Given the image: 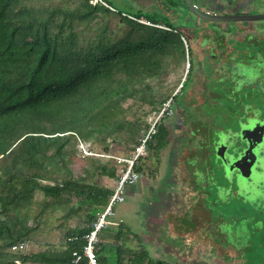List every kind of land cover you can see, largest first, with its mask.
<instances>
[{"label":"rangeland","instance_id":"1","mask_svg":"<svg viewBox=\"0 0 264 264\" xmlns=\"http://www.w3.org/2000/svg\"><path fill=\"white\" fill-rule=\"evenodd\" d=\"M82 1L19 0V3L42 11L45 8L56 6L73 8L79 6ZM259 8H264V0L253 11ZM183 21L182 28L179 27V29L189 41L191 64L188 61L187 51L184 57L175 52L165 56L164 59L168 61L160 77L151 82L158 97L165 98L163 103L157 104L155 109L144 102L143 98L146 96L143 91L147 94L149 88L145 85L141 86L135 98L131 97L121 101V107L115 111L114 118L121 123L119 125L121 127H118V124H108L102 131L85 132L84 137L73 134L65 142L62 150L63 156L57 159V164L48 168L45 178H36V181L53 185L65 177H85L87 183L106 186L112 190L119 170L127 165L121 160L131 157L138 143L135 141H139L154 123L161 122L170 131L169 142L157 149L154 146L156 141L149 138L145 153L138 158L135 165L139 178L133 190L127 191L124 201L115 203L114 214L109 217L110 222L107 227H110L113 232L120 228L125 235L123 237H126L125 240H119V245H122L124 250L123 264H128L130 251L139 252L141 250H146L154 259H161L164 264H242L243 257L230 260V252L235 250L234 247L241 246V243L245 247L250 239L252 240L250 247L252 244L256 245L253 253H256V260L259 259L257 264H264V120L261 123L255 120L252 123L254 131L252 135L243 133L249 132L244 126L238 132V123L241 122L238 120L245 118L242 115V108H248L243 104L254 103L258 106L260 96L264 101V88H262L264 75H261L263 81L255 82L258 71H260L257 66H252L249 69V77L241 82L235 81L240 73H235L236 75L233 74L231 77L230 74L224 75L227 69L230 72V55L237 56L235 61L242 59V62L248 61L250 64L257 62L258 66L264 65V59H260L261 56L255 54L259 51L264 54V43L260 41L256 44L251 40L235 39L226 31L217 33L222 35L218 46V42H215L214 48L212 44L200 45L191 38L193 35L199 38L200 33L192 28L189 19L184 18ZM262 21L264 22V19ZM74 23L77 24L76 30L79 35L85 38L91 37L97 30H104L106 36L112 40H118L125 35L128 29L127 24L113 10L99 12L93 21L84 20ZM224 56L227 58L228 65ZM206 59L213 62L214 70L211 69ZM189 68L190 74L187 77L186 73ZM237 70L234 67L232 73ZM259 82L261 85L257 88ZM232 86L235 94L234 100L238 95L248 93L239 99L242 107L234 106V110L241 112H234L233 116L225 110L226 97ZM207 89L212 91L207 92L214 98L199 99V93L204 94L203 91ZM177 92L178 97L164 111L165 116L161 121L160 112L170 101L171 96ZM184 97L198 98V104L203 103L204 100L206 104L215 105L205 104L203 110L195 114L191 113L195 115V118H191L188 116V111L185 114L177 108ZM255 111H258L254 113L255 116L264 117V109L260 111L255 109ZM177 118L188 120L185 122L186 129L175 130V126L180 127L179 123H182L181 120L177 122ZM206 121H210L209 125L212 128L209 130V141L206 137L209 132ZM127 126L132 129L128 130ZM188 127L193 129L198 127L194 136L190 135ZM227 127H230V140L223 132ZM220 129L223 130L219 133L221 142L227 143L228 146L225 151L230 158V167L226 166L224 173L214 169L209 179L206 180L207 174L199 172L196 168L198 162L202 161L204 164L206 157V147L199 148L200 141L201 139L204 142L207 141L209 143L207 148L211 150V140H213L211 138L216 136V131ZM182 132L189 137L178 138L176 134L180 135ZM244 139L250 140L248 141L249 155L246 159L243 158L234 164V160L239 158L235 154L241 150ZM211 159L213 164L217 163L213 153ZM170 166L172 171L171 176L168 177L167 171ZM215 166L213 165V168ZM111 168L115 169L114 177L103 173L104 170L106 172ZM1 171L2 169H0V174ZM199 176L201 178L197 182ZM169 179L172 181L171 185L168 183ZM168 185L173 186L174 196L165 193L160 197L162 192L169 190ZM220 186L228 189L218 190ZM200 191L204 195V202L211 205L210 211L213 218L218 215L217 207L222 209L225 206L233 212V218L226 224L230 229L229 227L225 229L226 226L223 227V223L221 226L227 234L217 226L213 227L214 230L211 228L214 225L210 224L208 210L202 205L203 199ZM226 197L228 201H225ZM20 201L16 209L12 206L15 209L13 210L8 209L9 207L3 205V201L0 200V218L15 223L16 229L23 232L20 239L25 243L22 250L15 252L9 248L7 237L1 236L0 264H49L23 262L21 259L13 260L12 255L19 256L48 250L63 251L66 232L72 228L85 226L89 219L88 207L77 200L74 192H62L59 197H55L45 195L41 189L34 187ZM149 202L152 204L149 205ZM120 220L123 222L118 224ZM224 239L226 241L223 245L221 241ZM106 241L110 243L113 240L107 238Z\"/></svg>","mask_w":264,"mask_h":264},{"label":"trees","instance_id":"2","mask_svg":"<svg viewBox=\"0 0 264 264\" xmlns=\"http://www.w3.org/2000/svg\"><path fill=\"white\" fill-rule=\"evenodd\" d=\"M102 11L110 10L88 0L73 8L56 6L42 11L20 4L19 0H0V200L15 210L34 187L55 197L74 192L77 200L88 207L89 216L85 226L66 232L63 251L12 255L13 260L72 264L71 251L81 249V235L90 230L112 190L87 183L85 177L69 176L53 185L42 184L36 178H43L48 168L57 164L65 142L73 134L84 137L85 132L102 131L108 124L121 127L114 118L115 111L121 101L135 98L141 86L149 88L147 94L143 91L144 102L155 109L162 104L165 98L158 97L151 82L160 77L167 54L175 52L184 57L187 51L191 64L189 41L168 22L163 28L118 12L128 26L122 38L112 40L104 30H97L88 38L79 35L74 22L93 21ZM150 20L158 24L157 20ZM189 74L190 68L187 77ZM178 94L171 96L170 105ZM164 116L165 112L161 121ZM155 126L151 138L160 149L169 141V129L161 122ZM103 173L114 177L115 169ZM111 230L106 227L101 232L96 249L98 260L100 264H123L124 250L119 240L126 237L120 228ZM3 235L10 248L21 241L23 232L12 221L0 218V237ZM75 235L79 240H68ZM107 238L113 241L109 243ZM130 252L128 264H164L146 250ZM76 264L87 263L83 259Z\"/></svg>","mask_w":264,"mask_h":264},{"label":"flooded vegetation","instance_id":"3","mask_svg":"<svg viewBox=\"0 0 264 264\" xmlns=\"http://www.w3.org/2000/svg\"><path fill=\"white\" fill-rule=\"evenodd\" d=\"M259 13H264V11H261V12H259ZM263 19H261V20H256V24H255V26L253 25V28H247V27H243L242 25L243 24H245V23H247V22H243V21H237L236 23V25H237V27L236 28H233V26H231L230 27V34H231V37H233V38H240L241 40H246L247 38H250V34H252V35H254V36H256V40H254V42L256 43V44H258L260 41L261 42H263L264 43V36H263V33H264V22L262 21ZM255 22V21H254ZM213 23H215L216 24V22H213ZM258 25V26H257ZM261 36H262V40H261ZM256 55H259V56H261L260 57V59H264V54H261L260 53V51L259 52H256L255 53ZM229 56V55H228ZM215 57V56H214ZM235 57H237V56H233V55H230V72H228V69H227V72L224 74L225 76H226V74L228 75V74H230V77L233 75V74H237V73H239L238 71L237 72H234V73H232L233 71H234V67H235V62H234V59H235ZM214 59V58H213ZM226 56H224V60H225V62H226ZM207 60V59H206ZM207 62H208V64H210V67H211V69L212 70H214V68H213V62L211 61H208L207 60ZM226 64H227V62H226ZM228 65V64H227ZM258 68H259V70L260 71H258L259 72V74H258V77L256 78V81L255 82H257V81H263V79H262V76L261 75H264V65L263 64H261V65H259V66H257ZM221 68V67H220ZM227 68H228V66H227ZM235 74V75H236ZM199 77V76H198ZM259 78H261V79H259ZM237 79H238V77L235 79V81H237ZM228 80V79H227ZM254 82V83H255ZM260 82H259V84H258V87L257 88H260ZM262 88H264V86L262 87ZM201 88L199 87V90H200ZM234 88H233V86L232 87H230V90H229V92H228V94H227V104H226V107H225V110H227L226 112H230L231 113V115L233 116V113L234 112H241V111H238V110H234V106L235 105H237L238 106V108L241 106L242 107V105H241V101L239 102V99H240V97H242V96H246L248 93L246 92V93H243L242 95H238V97H237V99L236 100H234V98H235V94H234V92L232 91ZM210 91V92H212L210 89H207V90H205V91H203L204 92V94L203 93H199V99H205L206 98V100H209L210 98H214L213 96H210V94H208V92ZM264 95V94H263ZM203 98H202V97ZM260 96V95H259ZM248 97H250L249 95H248ZM252 97V96H251ZM264 97V96H263ZM185 98V99H184ZM183 99H181V102H180V104L179 105H177V108L181 111V112H184L185 114H186V111H188V116L189 117H191V118H195V115L193 116L191 113H197V112H199V111H201V110H203L202 108H204L205 106V102H204V100H203V103H200V104H198L197 103V101L199 100L198 98L196 99V98H189V97H184ZM232 98V99H231ZM262 99V97L260 96V99H259V101H258V106H256L254 103H244L243 105L244 106H246V107H248L247 109L246 108H242V112H243V116H245V118L244 119H242V120H238V121H241V122H239L238 123V132H240L241 131V128H243V126L244 127H246V128H249V131L250 130H252V128H253V122H255V120H258V122H262L263 120H264V117H261V116H255L254 115V113H257L258 111H255V109H257V110H262V109H264V108H262V107H264V101H262L261 100ZM189 100V101H188ZM196 101V102H195ZM228 101H229V103H228ZM207 106H214L215 104H211V103H207L206 104ZM176 108V109H177ZM201 108V109H200ZM253 108V111H251V109ZM177 112H178V110H176ZM179 118V117H178ZM176 119V121L178 122V121H180L181 119ZM182 121V123H179V126L180 127H178V126H175V130H183V129H186L185 127L187 126L186 125V123L185 122H188V120H186V119H182L181 120ZM206 122H208V124H207V128H208V131L210 130V121H206ZM257 124V123H256ZM212 129V128H211ZM188 131H190V135L191 136H194L195 135V133H196V131H198V127L196 128L195 127V129H193V128H190V127H188ZM221 131H223L222 129H220L219 131L217 130L216 132H217V134H216V136H214L213 138H211V139H213V140H211L212 142H211V150H208V148H207V145L209 144V143H207V141H209V134H210V131L209 132H207V134H206V137H207V141L206 142H204L203 141V139H201V141H200V143H201V145L199 146V148H202V146H205L206 147V157L204 158V164H202V161H200V162H198V165L196 166V168L199 170V172H201V173H204V174H207V178H206V180H208L209 179V176H211V174L213 173L212 171L214 170V169H216L217 171H222L223 172V170L225 169V167L227 166L226 164H230V158L227 156V151H225L224 152V157H225V159H226V162H224V160L223 159H221L220 157H218V155L216 154V147L218 146V144H220L221 143V141H222V139L219 137V133L221 132ZM224 134L225 135H228V140H230V127H227V128H225L224 129ZM232 132V131H231ZM169 133H170V131H169ZM170 135V134H169ZM177 136H178V138H181V139H186L187 137H189L188 135H186V134H184L183 132H182V134H176ZM250 138V137H249ZM168 139H169V137H168ZM248 141H250L249 139H244V145L242 146V148H241V150H238L239 152V154L240 155H238V153L237 154H235V156H241L243 153H244V151L249 147V145H248ZM169 142V141H168ZM226 145V147L228 148V146H227V143L225 144ZM227 148H226V150H227ZM214 154V156H215V158L217 159V163L216 164H213V160L211 159V154ZM229 153V152H228ZM229 155H230V153H229ZM200 164H202V166H200ZM207 165H209V166H207ZM213 165H216L214 168H213ZM172 171V169H171V166H170V169H168V173H167V176L168 177H170L171 176V172ZM200 173V174H201ZM224 173V172H223ZM201 176V175H200ZM198 177L199 179L197 180V182H199V180H200V178L201 177ZM171 179V178H170ZM169 179V180H170ZM168 180V181H169ZM137 182V180L135 181V182H133V183H131V184H129L127 187H126V189H125V193H124V199H125V195L128 193L127 191L129 190V191H131V190H133V187H134V184ZM169 185H171L172 184V181L170 180L169 182ZM167 183V184H168ZM171 183V184H170ZM167 184H165V186H167ZM198 184V183H197ZM168 185V186H169ZM198 188H199V185H198ZM155 189V188H154ZM154 189H152V191H154ZM225 189H228V188H224L223 186H220L219 187V189L218 190H225ZM173 186H169V190H166V191H164V192H162L163 194H161L160 195V197H162L165 193H168V195L169 196H171V195H173L174 196V194H173ZM202 191H200V195L202 196V205H203V207L204 208H206V210H208V213H209V215H210V224H213L214 226H212L211 228L213 229V227L215 228V226H217V227H219L222 231H223V229L221 228V226H222V223L224 224L223 225V227L224 226H226V224H227V222H229L232 218H233V216H234V214H232L233 212L232 211H230V209L229 208H226V207H222V209H219L218 207H217V216H216V218H213V216H212V214H211V205H207L204 201H205V199H204V195L201 193ZM124 199H123V201H124ZM228 201V200H227ZM152 202H154V201H152ZM152 202H149V205L150 204H152ZM210 204V203H209ZM146 209V208H145ZM227 213H229V214H227ZM121 222H123V221H119L118 222V224H120ZM229 226H226L225 227V229L226 228H228ZM225 229H224V231H225ZM229 229H230V227H229ZM214 230V229H213ZM223 231V232H224ZM133 232V231H132ZM134 234H137L136 232H133ZM225 234H227V231H225L224 232ZM227 237V236H226ZM224 241H226L225 239L223 240V241H221V243L224 245ZM251 242H252V240L250 239L249 241H248V243L246 244V246L244 247V246H242V244L243 243H241L240 245L241 246H239L238 248H235L234 246H232L231 244H230V246H232V247H234V249L235 250H233L232 252H230V260H234V258L236 259V258H238V257H243V260H242V264H257V262H259V259L258 260H256V253L254 254L253 253V249H255V246L252 244V246L250 247V244H251ZM226 245V244H225ZM250 247V249H248Z\"/></svg>","mask_w":264,"mask_h":264},{"label":"built area","instance_id":"4","mask_svg":"<svg viewBox=\"0 0 264 264\" xmlns=\"http://www.w3.org/2000/svg\"><path fill=\"white\" fill-rule=\"evenodd\" d=\"M88 1L91 4H101L107 8H111L104 0ZM128 17L140 23L166 28L161 24L152 23L143 17H135L131 15ZM168 107H170V101L165 105L160 113L162 114L166 109H168ZM155 124L156 123H154L152 127L146 132V134L138 141L135 149L133 150L132 156L121 160L122 162H126L127 165L119 170V175L115 181L114 189H112V192L109 195L108 202L102 210L97 211L90 230L81 235V238L84 240L81 249H74L71 251L72 264H76L83 259L87 264H100L96 254V247L100 239L101 231L109 224V217L114 214L115 203L123 201L126 185L135 182L139 178V173L135 165L138 162V158L145 153L147 142L149 138H151V135H153L155 132ZM79 238V236L75 235L69 237V240L76 241L79 240ZM24 246L25 243L23 241H19L12 244L10 249L12 251H18L22 250Z\"/></svg>","mask_w":264,"mask_h":264},{"label":"crops","instance_id":"5","mask_svg":"<svg viewBox=\"0 0 264 264\" xmlns=\"http://www.w3.org/2000/svg\"><path fill=\"white\" fill-rule=\"evenodd\" d=\"M104 1L112 8L109 9L113 10L116 13L121 12L123 15L126 16L129 15L135 16L139 14L140 15L139 17H143L145 19H148L149 21H151L150 19L157 20L158 24H161L163 26H165L164 24L168 22L171 25L179 28L181 27V25H183L184 22L183 19L187 18L189 19L192 28H194L196 31L200 33L199 38L196 35L191 36L192 40L199 42L200 45H205V44L213 45L214 42L218 41L217 36H220L217 33H221V32L225 33V31H227V33H230V29L227 30V27L225 25L222 26L219 23L215 24L213 22L210 24L209 22L202 21L193 15L191 16V14L187 12L188 10L184 7L183 0H104ZM195 1H198L199 3L204 1L206 4H208V8L212 10H217L220 8V6L217 5L216 2H213L214 0H195ZM219 1L232 3L234 1L238 2L240 0H219ZM241 1H244L245 7L250 8L252 0H241ZM233 9L235 8L231 7L230 10ZM257 11L258 12L264 11V8L261 10L258 9ZM236 24L234 25L233 28L237 27ZM252 24L254 23H245L242 26L247 28L248 27L253 28ZM182 40H184L185 45L187 47V41L185 40L184 36H182Z\"/></svg>","mask_w":264,"mask_h":264},{"label":"water","instance_id":"6","mask_svg":"<svg viewBox=\"0 0 264 264\" xmlns=\"http://www.w3.org/2000/svg\"><path fill=\"white\" fill-rule=\"evenodd\" d=\"M212 2V1H210ZM213 2H216L217 5L220 6L219 9L217 10H212L208 8V4H206L204 1L199 3L198 1L195 0H183V4L184 7L188 10V12L199 18L202 21H206L209 22L210 24L212 22H216L219 23L222 26H226L227 30L230 29V26H233L236 24L237 21H243V22H247V23H254L253 25H255L256 20H261L264 19V13H259L258 11H253V9H256L258 5L263 3V0H252L251 1V5L250 8L245 7L244 5V1H234V2H225V1H216L214 0ZM231 7H234L235 9L230 10ZM260 10L263 8H259ZM255 21V22H254ZM226 32V31H225ZM217 35V34H216ZM218 39V44L219 45L221 39H222V35L221 36H217ZM251 40L252 42H254V40H256V36L250 34V38H247L246 41ZM184 42V40H183ZM185 44V42H184ZM215 42L213 43V48L216 46ZM186 46V45H185ZM234 56V55H233ZM242 59H234V61L236 62L235 64V69H238L237 71L240 73V75L238 76V81L236 82H241L247 79V77H249L248 75H250V70L252 68V66H258L257 62H254L253 64L247 62H242ZM230 61V59H229ZM249 131V128H247ZM245 135L249 134L252 135L254 133L253 130H250L249 132H243ZM259 133V132H258ZM245 137V136H244ZM251 138V136H249ZM226 149V145L224 143H220L218 144V146L216 147V154L218 155V157H220L221 159L224 160V162H226V159L224 158V151ZM248 149L249 147L244 151V153L239 156L238 159L234 160V164L236 163V161L239 160H243L246 159L249 155L248 153ZM228 167H230V164H226Z\"/></svg>","mask_w":264,"mask_h":264}]
</instances>
